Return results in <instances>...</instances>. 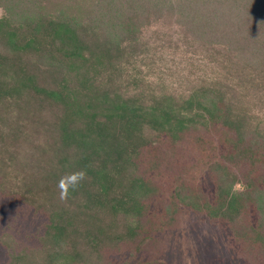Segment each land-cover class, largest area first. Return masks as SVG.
Wrapping results in <instances>:
<instances>
[{"label":"trees","instance_id":"trees-1","mask_svg":"<svg viewBox=\"0 0 264 264\" xmlns=\"http://www.w3.org/2000/svg\"><path fill=\"white\" fill-rule=\"evenodd\" d=\"M0 9V209L45 218L25 246L0 211V264H154L144 244L183 211L264 264V0ZM187 148L166 178L160 154Z\"/></svg>","mask_w":264,"mask_h":264},{"label":"rangeland","instance_id":"rangeland-1","mask_svg":"<svg viewBox=\"0 0 264 264\" xmlns=\"http://www.w3.org/2000/svg\"><path fill=\"white\" fill-rule=\"evenodd\" d=\"M192 156H196L192 148L179 149L174 154L170 150H164L160 158L166 166V178L174 179L177 173L184 174ZM15 169L18 170L8 174L30 177L34 171L31 167L25 171H21L18 166ZM19 200L5 199L9 205H2L0 211L7 208L3 214L6 215L5 219L8 220L10 230L22 227L20 235L17 236L20 243L33 246L36 231L42 229L45 218L36 214L21 199ZM105 257L106 262L115 258L112 254ZM140 257L143 261L154 264H240L241 262L230 248V240L224 224L208 221L202 215L186 211L181 212L169 227H159L152 234L151 239L144 244Z\"/></svg>","mask_w":264,"mask_h":264}]
</instances>
